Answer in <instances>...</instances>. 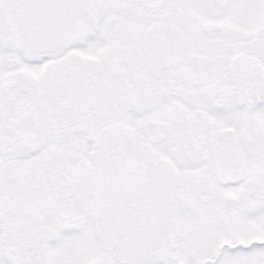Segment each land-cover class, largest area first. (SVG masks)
Returning <instances> with one entry per match:
<instances>
[{
	"label": "snow or ice",
	"instance_id": "obj_1",
	"mask_svg": "<svg viewBox=\"0 0 264 264\" xmlns=\"http://www.w3.org/2000/svg\"><path fill=\"white\" fill-rule=\"evenodd\" d=\"M0 264H264V0H0Z\"/></svg>",
	"mask_w": 264,
	"mask_h": 264
}]
</instances>
